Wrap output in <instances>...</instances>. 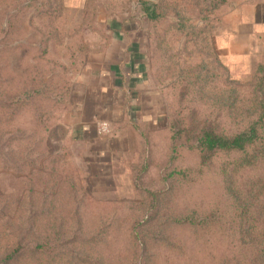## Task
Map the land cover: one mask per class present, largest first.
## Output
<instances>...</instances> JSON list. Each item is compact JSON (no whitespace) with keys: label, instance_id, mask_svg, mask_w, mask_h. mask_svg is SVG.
I'll list each match as a JSON object with an SVG mask.
<instances>
[{"label":"rangeland","instance_id":"374dc122","mask_svg":"<svg viewBox=\"0 0 264 264\" xmlns=\"http://www.w3.org/2000/svg\"><path fill=\"white\" fill-rule=\"evenodd\" d=\"M49 1L56 12L36 15ZM77 1L21 0L32 4L4 35L0 12V264H264V160H204L190 149L206 119L220 131L244 126L218 98L236 91L242 120L264 48L186 45L185 34L174 30L177 13L194 25L196 5L167 0L154 43L146 20L134 32L145 42L158 93L155 105H144L149 114L154 105L151 119L118 122L125 142L102 137L99 147L110 155L97 157V144L87 149L72 138L66 116L83 90L82 71L112 46L106 23L142 13L138 0H86L83 9ZM45 84L42 96L14 101ZM56 94L67 99L45 96ZM178 130L185 132L172 140ZM173 170L181 175L168 178Z\"/></svg>","mask_w":264,"mask_h":264},{"label":"crops","instance_id":"0c3cea01","mask_svg":"<svg viewBox=\"0 0 264 264\" xmlns=\"http://www.w3.org/2000/svg\"><path fill=\"white\" fill-rule=\"evenodd\" d=\"M85 1L77 4L83 9ZM211 20L219 21L218 29L210 33L212 48H264V0H226ZM106 26L112 46L82 71L87 74L83 73L79 81L83 90H78L77 103L66 116L72 138L87 149L97 144L96 156L102 158L110 153L104 154L105 148L103 151L97 141L109 137L111 142H125V126L120 122L127 118L136 121L139 115L150 120L158 94L150 78L145 42L138 41L135 31H124L118 22L111 20ZM195 26H201V22H195ZM151 102L154 105L149 114L144 105ZM102 121L114 124L108 136L97 133L96 124Z\"/></svg>","mask_w":264,"mask_h":264},{"label":"trees","instance_id":"16d2710c","mask_svg":"<svg viewBox=\"0 0 264 264\" xmlns=\"http://www.w3.org/2000/svg\"><path fill=\"white\" fill-rule=\"evenodd\" d=\"M34 1V0H33ZM185 3H193L196 5L194 11L196 13L194 16L198 21L201 22V26L189 25V16L182 11L177 13L179 17V23L174 26V30L178 34H185V37L188 39L185 41L186 45L191 44L193 48H212L211 47V40H210V33L213 30L218 29L219 21L216 23L212 19V15H214L218 10H220L225 4L226 0H183ZM167 0H159L158 3H153L147 0H138V4L140 6V12L142 16L138 18V16L130 14L128 18H123L120 22L121 27L124 31H138L140 24L138 21L146 20L149 25L148 28V36L151 43H154V37H157L154 27L164 19L167 15L168 11H166V4ZM50 5L45 4L40 5L37 7L36 15L41 16L42 18H48L50 16L51 11L56 12V8L54 3L48 2ZM170 3V2H169ZM32 3L27 5L23 4L21 0H0V10L2 7H7V10H1L0 12L2 15L5 14V18L3 20L2 31L3 35L8 32L10 27L13 24V19L16 18L20 13H22L25 9L29 8ZM53 6V8H52ZM173 5H169L168 7H172ZM178 7V6H176ZM52 15V14H51ZM141 22V21H140ZM104 24V23H102ZM106 31L107 26H105ZM189 31H192L191 33ZM53 31L50 30L47 34V37L50 39L52 37ZM165 36V35H164ZM192 36V40H191ZM164 39V38H163ZM150 45V43H149ZM86 47V46H85ZM82 52H86V50H82ZM214 52V50H213ZM73 66V61H72ZM206 65H203V68H206ZM261 78L253 87L252 91V98L247 99L249 101L248 105H244V112L240 115L242 116V120H238L237 116L240 112V109L237 106L239 102V96L236 94V91H230L233 95L232 98L222 100L218 98L219 102L221 103L220 107L224 108L230 103L231 110L235 112L234 116V123H243L244 126L242 128L236 129L232 132L220 131L216 128L214 121L211 119H206L204 121V128L200 132V134L196 136V144L191 145L190 149L199 151L204 160H209L213 156L218 154L224 155H233V154H242L243 155V165H251L254 164L257 160H264V67L261 66ZM190 77V76H187ZM200 76L198 75L194 81V83L199 79ZM186 78L183 79L185 81ZM176 82V81H174ZM172 82V83H174ZM189 86L193 84L192 82L187 83ZM69 85V83L66 85ZM70 89V86L68 87ZM54 89H51L53 92ZM47 91L46 84L40 90L36 88L32 93L24 94L22 96L14 97V101L21 102L30 100L33 97L42 96ZM189 90H184L181 92L182 98L184 97V93L188 92ZM68 92H65V95ZM63 94H56L54 96L45 95L46 98L59 103H64ZM64 99H67L65 96ZM224 99V98H223ZM228 102V103H226ZM220 112V111H219ZM47 116V115H46ZM54 115L48 114V117H53ZM219 118V116H218ZM175 127V126H173ZM184 130H178L173 132L172 140L177 139L182 136ZM190 140V138H189ZM173 152H176V148H173ZM181 175V172L178 170H173L168 175V178H174L175 176ZM153 198H156L155 195H152ZM213 220H216L215 217H212ZM207 219H201L200 223H206ZM186 222L190 221L189 219L185 220ZM192 223V221H190ZM42 250L44 246L39 247L37 249ZM19 252V249L13 251L12 254L5 257L1 260V263L10 262L14 256H16Z\"/></svg>","mask_w":264,"mask_h":264},{"label":"built area","instance_id":"2783aa9c","mask_svg":"<svg viewBox=\"0 0 264 264\" xmlns=\"http://www.w3.org/2000/svg\"><path fill=\"white\" fill-rule=\"evenodd\" d=\"M96 129H97L98 134H100V135H108L111 133L110 124L107 122H104V121L98 122L96 124Z\"/></svg>","mask_w":264,"mask_h":264},{"label":"water","instance_id":"95a60500","mask_svg":"<svg viewBox=\"0 0 264 264\" xmlns=\"http://www.w3.org/2000/svg\"><path fill=\"white\" fill-rule=\"evenodd\" d=\"M148 1H151V2L156 3V2H158L159 0H148Z\"/></svg>","mask_w":264,"mask_h":264}]
</instances>
